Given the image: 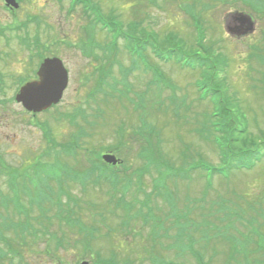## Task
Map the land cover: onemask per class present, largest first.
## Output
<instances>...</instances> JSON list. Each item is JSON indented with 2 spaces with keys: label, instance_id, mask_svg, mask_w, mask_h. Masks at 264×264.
Here are the masks:
<instances>
[{
  "label": "rangeland",
  "instance_id": "1",
  "mask_svg": "<svg viewBox=\"0 0 264 264\" xmlns=\"http://www.w3.org/2000/svg\"><path fill=\"white\" fill-rule=\"evenodd\" d=\"M26 2L17 16L0 7V30L4 32L0 37V210L5 208L15 222L14 232L9 225L2 226L12 236H0V264H105L102 261H108L110 250L118 253V264H152L162 257L176 264H264V160L223 180L214 176V187L211 175L201 170L192 180L185 176L180 183L169 180L166 188L173 196L167 193L165 198L154 196L162 181L160 184L155 167L141 157L144 153L157 161L162 153L166 164L180 169L185 166L180 151H185L191 156L188 163L192 168L201 164L196 153L207 164L218 166L212 137L202 140L206 136L201 130L206 125L202 113L212 111L211 101L197 98L203 95L199 88L210 91L215 84L226 90L225 103L239 106L240 118L247 120L246 139L251 141L264 132V0H94L104 16L113 14L131 36L150 37L163 52L182 48L189 54L201 53L213 66L204 72L184 69L172 62L160 63L148 51L151 62L144 56L143 65L153 74L152 81L131 61L130 54H123L128 51L122 39H118L123 49L119 56L109 45L105 58H101L105 55L102 49L85 55L88 39L81 40V27H87L88 19L79 13L69 16L66 5L55 0ZM42 3L50 4L44 7ZM241 14L249 15L253 25L244 34L231 35ZM196 22L205 33L203 43ZM92 33V41L104 46L107 34ZM45 50L47 56L64 60L70 86L58 107L32 118L14 98L19 86L35 75V54ZM6 53L10 56L5 57ZM91 55L98 61L90 59ZM98 76L104 90L98 86ZM174 96L179 101L186 99L188 115L194 110L196 115L177 119L175 108L167 103L174 102ZM182 111L187 108L183 106ZM153 128L161 135L159 148ZM137 131L140 136H131ZM107 151L125 160L121 166L125 169L116 174L118 182L113 186L103 180L94 185L89 180V188H83L84 157L98 159ZM34 182L51 195L46 207L33 210L35 221L23 209L29 193L22 190L23 185L33 189ZM125 186H131L130 190ZM145 194H149L144 203L148 210L136 204L145 200ZM58 195L64 206L56 203ZM121 195L126 202L134 201L132 212L142 219L127 216L124 205L116 207L112 196ZM167 203L176 206V220L167 219ZM58 207L61 221L55 215ZM73 215L80 224L99 229L100 238L90 249L96 261L85 257L81 241L75 243V229L66 228ZM155 216L163 218L167 230H156ZM34 229L44 236L23 237L20 242L14 237L15 233L32 234ZM53 232L65 242L69 240L68 251L56 253L48 245V234ZM48 250L54 254L52 259L45 254ZM18 253L22 258L16 257Z\"/></svg>",
  "mask_w": 264,
  "mask_h": 264
},
{
  "label": "trees",
  "instance_id": "2",
  "mask_svg": "<svg viewBox=\"0 0 264 264\" xmlns=\"http://www.w3.org/2000/svg\"><path fill=\"white\" fill-rule=\"evenodd\" d=\"M216 96L220 97V95ZM228 107L229 105L218 104L217 109L220 110L219 120L211 118L210 116L207 120L205 130L212 136L215 137V135H218V137L222 139V145H219L218 147L216 146L217 150L219 148L221 156L220 169H224V171L228 173L239 169H251L264 159V132L261 131V134H258V138H254L251 141L246 139L245 136L247 135L249 128L247 120L245 118L241 120L239 113ZM156 145L158 148L160 147L159 142ZM213 145L215 146V143ZM159 159L160 160L157 161H151V164L155 167L157 173H161L162 169L168 168L170 172L169 177L171 179H176L181 174V168L175 169L164 163L162 153L159 154ZM35 178L37 180V177ZM158 179L159 181L161 180L160 176ZM34 184L36 185L33 189L27 185L22 186V190L24 189L23 192L29 193V197H26L25 200L24 209L32 210L31 208H35V206H33L34 195H37L41 190H39L37 182H34ZM61 190H63L62 187ZM77 225H79V232H83V234L86 233L88 236L93 235L92 231L95 228L92 225L87 226L86 232L82 223L80 224L78 221ZM2 226L3 225L0 224V236H3L5 233Z\"/></svg>",
  "mask_w": 264,
  "mask_h": 264
},
{
  "label": "water",
  "instance_id": "3",
  "mask_svg": "<svg viewBox=\"0 0 264 264\" xmlns=\"http://www.w3.org/2000/svg\"><path fill=\"white\" fill-rule=\"evenodd\" d=\"M39 74L40 80L27 84L17 96L28 111L41 112L57 104L68 86V73L58 59L47 60ZM105 159L114 162L111 157Z\"/></svg>",
  "mask_w": 264,
  "mask_h": 264
},
{
  "label": "flooded vegetation",
  "instance_id": "4",
  "mask_svg": "<svg viewBox=\"0 0 264 264\" xmlns=\"http://www.w3.org/2000/svg\"><path fill=\"white\" fill-rule=\"evenodd\" d=\"M16 2H15V4L17 5V6H15V5H8L7 4V1L6 0H0V7L2 8V9H4V10H6V12H8V13H11V16H17L16 15V12L18 11V10H20V9H23V7H24V4L25 3H27L26 1H30V0H15ZM35 4L36 3H33V6L34 7H36L35 6ZM48 4H50V3H42V6H46V5H48ZM57 4V3H56ZM62 5V4H61ZM2 36H4L3 34H0V37H2ZM1 63V62H0Z\"/></svg>",
  "mask_w": 264,
  "mask_h": 264
}]
</instances>
